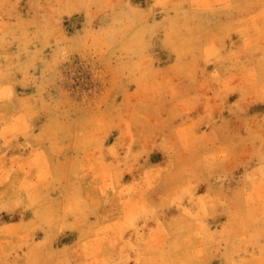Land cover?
I'll return each instance as SVG.
<instances>
[{
	"label": "rangeland",
	"instance_id": "374dc122",
	"mask_svg": "<svg viewBox=\"0 0 264 264\" xmlns=\"http://www.w3.org/2000/svg\"><path fill=\"white\" fill-rule=\"evenodd\" d=\"M0 264H264V0H0Z\"/></svg>",
	"mask_w": 264,
	"mask_h": 264
}]
</instances>
